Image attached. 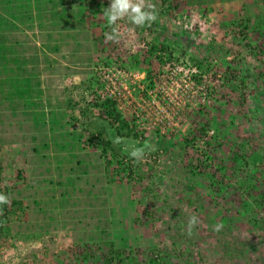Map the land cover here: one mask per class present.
I'll return each mask as SVG.
<instances>
[{"label":"rangeland","instance_id":"1","mask_svg":"<svg viewBox=\"0 0 264 264\" xmlns=\"http://www.w3.org/2000/svg\"><path fill=\"white\" fill-rule=\"evenodd\" d=\"M81 1L82 14L43 0L41 17L13 18L37 54L25 98L0 95V264H264V0H147L157 21H117L116 42L111 0ZM116 136L155 150L133 163ZM98 221L105 236L90 237Z\"/></svg>","mask_w":264,"mask_h":264},{"label":"trees","instance_id":"2","mask_svg":"<svg viewBox=\"0 0 264 264\" xmlns=\"http://www.w3.org/2000/svg\"><path fill=\"white\" fill-rule=\"evenodd\" d=\"M4 1L6 5V15L8 16H3L0 14V74H2V78H0V95L6 96H18V97H24L27 93H29V84H30V79L28 78V75L30 73L27 71L26 66H34V61L36 58V52H32V56H28L25 54V49L22 45L23 39H16L15 34L12 33L13 29L21 31L23 28H20L18 23L24 22L27 23V21L33 20V18H39L41 17L42 11H43V0H2ZM72 3L74 0H71ZM76 3L71 6L72 4L68 5V8L72 7L71 12L73 11L72 14L79 13L82 14V9H81V0H75ZM53 3L52 1H50ZM31 5L34 7L35 11H32ZM74 7V8H73ZM50 14L54 15L55 17H64L66 12L64 10V7H62L59 11H55L50 9L49 13L47 15L50 16ZM6 17V18H5ZM13 18L18 20L16 23ZM67 23H70V21L67 19L65 20ZM41 24L40 22H38ZM29 24V23H28ZM30 25V24H29ZM51 26H57V23L55 20H52L50 22ZM54 30L60 31V28H54ZM78 34H81L79 30H76L71 34V39L74 43L78 45L79 38H82V36L78 37ZM45 36L49 39L51 38L50 32L45 33ZM56 41L61 40L62 38L56 37ZM58 43L57 44H51L46 45V47L51 48L53 50L58 49ZM75 50L77 48L75 47ZM48 51V50H47ZM156 57H160V55H156ZM29 61L32 62V64H28ZM196 64H198L196 62ZM5 84L6 87H3L2 85ZM27 97V96H26ZM3 103L0 100V104ZM26 103H29V105H33V109L35 108V103L29 98H26ZM94 103H96L94 101ZM9 106L12 108L16 107V102H9ZM98 105L102 107V113L106 117L111 118L112 120L119 121L121 118L120 113L116 110V108L113 105V100H111L108 97L102 98L99 102ZM124 122H126L124 120ZM121 133V132H118ZM99 131H96V135H99ZM101 140V148L98 151V154H103L105 155L107 153V149H111V143L108 138H104L100 136ZM83 158H76L75 164H73V167H76L79 172H76L74 178L69 179V183L71 184V190L74 187V182L76 179L79 177H85L84 175L88 172V164L87 162H82ZM116 162H120V160H116ZM71 167V168H73ZM85 179V178H84ZM59 201L61 202H67L69 201V197L71 194V191L68 190L67 188H63L59 193ZM264 194H260V196H263ZM15 201L12 200V203ZM100 219V218H99ZM101 222L105 220H99ZM99 221L97 224L94 225V231L95 233H91V236L95 237H104L105 235V230L102 228H99ZM99 228V229H98ZM18 229V228H17ZM113 259V256H109L108 260L111 261Z\"/></svg>","mask_w":264,"mask_h":264},{"label":"clouds","instance_id":"3","mask_svg":"<svg viewBox=\"0 0 264 264\" xmlns=\"http://www.w3.org/2000/svg\"><path fill=\"white\" fill-rule=\"evenodd\" d=\"M104 17L107 21V26L111 28V32L105 33L106 40L116 42L119 39V32L113 26L116 25L117 21L127 18L137 27L151 26L158 19V10L154 4L147 2V0H111L110 6L104 12ZM112 143L121 145L125 144V141L122 137L116 136L112 139ZM122 150L128 153L133 163H141L146 157V151H154L155 149L151 144L145 143L141 147L125 144ZM10 203L9 197L6 194L0 193V205ZM0 214H2V209H0ZM200 223L198 216H190L186 226V234L191 237L193 230ZM222 228L223 224L217 223L213 226L212 230L218 233Z\"/></svg>","mask_w":264,"mask_h":264}]
</instances>
